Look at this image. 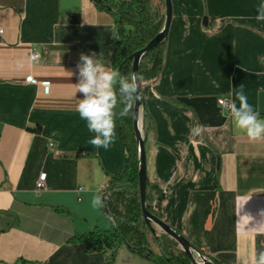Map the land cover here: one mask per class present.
<instances>
[{
    "label": "crops",
    "instance_id": "0c3cea01",
    "mask_svg": "<svg viewBox=\"0 0 264 264\" xmlns=\"http://www.w3.org/2000/svg\"><path fill=\"white\" fill-rule=\"evenodd\" d=\"M171 2L164 68L142 81L148 180L164 195L162 219L196 249L252 264L264 250V140L237 134L218 100L242 90L264 118L261 0ZM152 4L164 21V0ZM0 30V264H105L106 254L69 239L112 229L91 200L127 163L120 118L105 151L88 143L94 133L76 111L80 55L95 52L112 67L114 19L93 0H0ZM28 75L50 80V92ZM197 123L209 130L191 137ZM114 264L154 263L122 247Z\"/></svg>",
    "mask_w": 264,
    "mask_h": 264
},
{
    "label": "trees",
    "instance_id": "16d2710c",
    "mask_svg": "<svg viewBox=\"0 0 264 264\" xmlns=\"http://www.w3.org/2000/svg\"><path fill=\"white\" fill-rule=\"evenodd\" d=\"M93 3L98 10L112 15L119 33L120 39L113 42L112 67L124 75L132 73L134 54L145 47L163 27L164 21L159 10L154 8L152 0H93ZM71 19L79 22L80 16L73 15ZM165 52L166 38L142 56L139 64V74L143 78L141 81L153 79L160 74L164 68ZM120 123L121 136L127 150V163L123 169L110 175L103 198L105 205L103 210L112 229L96 227L89 232L74 235L69 242L84 244L87 252L106 254L105 264H114L122 247H127L132 253L154 264H194L186 252L179 247L178 242L168 234H154L160 253H156L151 248L149 238L151 231L143 218L139 193L140 155L134 118L130 116L120 119ZM153 190L158 194L156 200L152 195ZM163 197V193L147 179V208L160 218H162L160 204ZM194 249L195 257L198 253L203 254L195 247ZM213 261L221 264L216 260Z\"/></svg>",
    "mask_w": 264,
    "mask_h": 264
},
{
    "label": "clouds",
    "instance_id": "9594fccd",
    "mask_svg": "<svg viewBox=\"0 0 264 264\" xmlns=\"http://www.w3.org/2000/svg\"><path fill=\"white\" fill-rule=\"evenodd\" d=\"M255 20L264 22V0L256 5ZM112 35L114 39H120L118 32ZM76 67L78 82L75 87L77 93L82 95L76 111L79 118L86 122L88 131L94 133L88 143L96 149L107 151L116 143L117 118H136L133 109L142 98L140 82L143 78L136 72L122 74L118 69L106 65L95 52L81 53ZM218 106L221 108L220 115L231 120L237 134L245 135L253 142L264 140V118L254 110L242 90H234V99L221 101ZM209 127L197 123L190 127L189 135L202 136ZM91 204L97 209L105 206L98 194L93 196ZM252 264H264V250L253 255Z\"/></svg>",
    "mask_w": 264,
    "mask_h": 264
},
{
    "label": "water",
    "instance_id": "95a60500",
    "mask_svg": "<svg viewBox=\"0 0 264 264\" xmlns=\"http://www.w3.org/2000/svg\"><path fill=\"white\" fill-rule=\"evenodd\" d=\"M166 13L165 20L162 29L160 32L142 49L138 50L134 54V61L132 64V72L139 73V64L142 56L151 50L158 43L163 41L168 33L170 21L172 18V2L171 0H164ZM140 95L141 100L137 102L134 107V129L137 145L139 148V193L140 200L143 212V218L148 223L150 227V231L152 234L165 233L168 234L171 238L176 240L179 244V247L186 252V254L190 257L192 263L194 264H216L213 260H203L202 262L195 257L194 252L195 249L190 241L184 236L177 233L170 225H168L162 218L152 214L146 204V196H147V165H146V152H145V142L142 133V115H141V107L144 102V95L142 91V81L140 82Z\"/></svg>",
    "mask_w": 264,
    "mask_h": 264
},
{
    "label": "built area",
    "instance_id": "2783aa9c",
    "mask_svg": "<svg viewBox=\"0 0 264 264\" xmlns=\"http://www.w3.org/2000/svg\"><path fill=\"white\" fill-rule=\"evenodd\" d=\"M3 32V30H0V34ZM39 57L38 52H32L30 55V58L32 60L37 59ZM25 82L32 84V85H41L44 88V92L45 93H49L50 92V88H51V81L48 79H44V80H39L38 78H36L34 75H28L25 78ZM224 100H231L229 97H222L218 100V102L224 101ZM50 146H53V143H50ZM46 172H42L38 178V180L36 181V191L40 192L46 189ZM106 186H101V189L105 190ZM79 189H82L81 187ZM197 259L199 261H203V260H212L208 255L205 254H200L198 253L197 255Z\"/></svg>",
    "mask_w": 264,
    "mask_h": 264
},
{
    "label": "rangeland",
    "instance_id": "374dc122",
    "mask_svg": "<svg viewBox=\"0 0 264 264\" xmlns=\"http://www.w3.org/2000/svg\"><path fill=\"white\" fill-rule=\"evenodd\" d=\"M149 238H150V241H151V243H152V245H156V241H155V239H154V234H152L151 232H149Z\"/></svg>",
    "mask_w": 264,
    "mask_h": 264
}]
</instances>
